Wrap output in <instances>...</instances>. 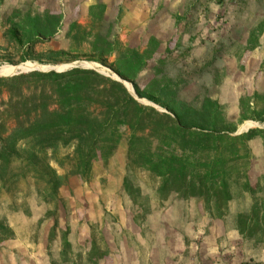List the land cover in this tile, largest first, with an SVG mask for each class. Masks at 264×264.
Returning a JSON list of instances; mask_svg holds the SVG:
<instances>
[{
    "label": "rangeland",
    "instance_id": "1",
    "mask_svg": "<svg viewBox=\"0 0 264 264\" xmlns=\"http://www.w3.org/2000/svg\"><path fill=\"white\" fill-rule=\"evenodd\" d=\"M263 22L264 0H0V77L91 69L121 80L128 90L134 89L132 82L144 90L158 79L182 101L198 103L206 96L217 100L237 132L264 129V122H241L230 113L232 102L240 99L246 115L260 114L264 121V68L249 70L252 50L247 38L261 23L264 27ZM160 34L172 35L168 54L167 45L152 41ZM27 37L36 41L28 44ZM125 49L146 55L143 65L131 69L129 79L116 72L117 56ZM228 81L235 84L228 87ZM18 100L0 82V125L8 133L18 124L13 118ZM260 139L264 144V136ZM71 153L64 148L47 152L62 178L57 207L39 199L31 182L22 183L18 192L0 187V264H65L60 258L63 228L70 229L74 251L92 260L98 257L99 264H264L263 252L251 243L244 245V256L238 259L230 258L226 247L233 218L248 207V200L233 202L227 223L210 228L198 201L172 196L160 202L159 181L132 169L151 210L136 222L138 210L123 189L128 172L125 144L109 161H95L88 179L76 175L67 158ZM254 173H264V161L256 160ZM55 220L58 229L52 237ZM190 225L207 236H219L221 254L199 249L191 255L188 248L178 249L176 239Z\"/></svg>",
    "mask_w": 264,
    "mask_h": 264
},
{
    "label": "trees",
    "instance_id": "2",
    "mask_svg": "<svg viewBox=\"0 0 264 264\" xmlns=\"http://www.w3.org/2000/svg\"><path fill=\"white\" fill-rule=\"evenodd\" d=\"M263 30L261 23L252 31L249 50L257 47ZM14 38L22 42L16 35ZM26 41L32 44L36 40L27 37ZM170 48L168 44L166 54ZM145 60L146 55L138 50L120 51L116 72L129 79L131 69ZM0 82L19 97L18 113L13 116L17 126L8 133L0 125L1 191L18 192L22 183L31 182L39 199L57 207L62 178L51 164L49 150L71 149L67 158L76 175L88 179L95 161H109L125 144L128 172L123 189L138 210L136 222L151 210L131 176L132 169L143 170L159 181L156 197L160 202L172 196L198 201L210 228L227 223L233 202L248 200V207L235 214L233 226L244 242L264 251V173H254L257 157L251 147L253 140L264 136V129L237 134V126L217 100L206 96L198 103L182 101L158 79L144 90L132 83L139 98L167 112L141 104L122 82L91 69L34 71L0 77ZM243 107L241 104V122H264L260 114L246 115ZM57 229L55 220L52 237ZM69 233V228L60 229L61 260L65 264H99L98 257L92 260L74 251ZM92 250L96 252L97 247Z\"/></svg>",
    "mask_w": 264,
    "mask_h": 264
},
{
    "label": "crops",
    "instance_id": "3",
    "mask_svg": "<svg viewBox=\"0 0 264 264\" xmlns=\"http://www.w3.org/2000/svg\"><path fill=\"white\" fill-rule=\"evenodd\" d=\"M247 38H250V34H248ZM155 39L161 41L164 45H167V43L170 42V40L172 39V35L160 34ZM248 67L249 70L254 69V71H260L262 70V67L264 68V34L259 37L257 47H255L251 52V55L248 59ZM227 84L228 87H232L235 83H233L232 81H228L225 85ZM261 86L264 87L263 84H261ZM230 113L232 115V118L234 119L240 117V99H237V101L232 102ZM251 146L254 150L253 153L257 157V161L263 162L264 144L262 139L256 138L251 142ZM205 219H207V217ZM189 228L192 229L190 230ZM189 228V231H187L184 236L180 235V238L179 236L177 237L176 245L178 246V249H180L182 246L185 247V249L188 248L190 250L191 255H195L199 249L203 250L204 253L212 256H217L221 254V251L223 249L222 245L219 246V244L217 243V241H219L218 239L220 238L219 236V238L216 237L215 234H212L213 237L211 235L207 236L205 232H202L201 230L196 231V228H193V226L191 225L189 226ZM186 239L188 245L186 243ZM246 243L247 242H244L240 238L234 226H232L226 233V247H230V249L228 250L230 258H242L244 256L243 249ZM260 250L263 252L264 257V251L262 249Z\"/></svg>",
    "mask_w": 264,
    "mask_h": 264
},
{
    "label": "water",
    "instance_id": "4",
    "mask_svg": "<svg viewBox=\"0 0 264 264\" xmlns=\"http://www.w3.org/2000/svg\"><path fill=\"white\" fill-rule=\"evenodd\" d=\"M55 71H58L59 73L60 72H65V71H67V70H65V69H63V70H55ZM120 82H122L121 80H119ZM130 91V93L137 99V100H140L139 99V97L137 96V94L135 93V90L133 89V90H129ZM242 132H237V134H241Z\"/></svg>",
    "mask_w": 264,
    "mask_h": 264
}]
</instances>
